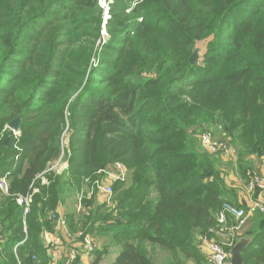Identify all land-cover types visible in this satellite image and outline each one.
<instances>
[{"label": "trees", "instance_id": "obj_1", "mask_svg": "<svg viewBox=\"0 0 264 264\" xmlns=\"http://www.w3.org/2000/svg\"><path fill=\"white\" fill-rule=\"evenodd\" d=\"M107 1L106 20L99 0H0V264H52L51 213L83 191L86 213L64 214L68 228L118 248L114 264H156V251L209 264L199 240L219 231L227 201L249 214L235 243L256 236L244 264H264V212L237 202L224 158L200 146L204 132L221 136L247 180L264 160V0ZM59 159L68 167L49 171ZM117 162L127 180L96 204ZM35 189L24 215L16 199Z\"/></svg>", "mask_w": 264, "mask_h": 264}, {"label": "built area", "instance_id": "obj_2", "mask_svg": "<svg viewBox=\"0 0 264 264\" xmlns=\"http://www.w3.org/2000/svg\"><path fill=\"white\" fill-rule=\"evenodd\" d=\"M107 15V14H106ZM108 18V16H107ZM16 138L21 136V132L14 131ZM200 143L203 149L211 154L220 155L224 159L234 160L237 156V150L230 146L227 142L218 140L209 132H205L200 135ZM68 141L63 140L62 145L67 146ZM62 162V159L57 161ZM56 163V162H55ZM54 166V165H52ZM67 168V167H66ZM54 170V169H53ZM50 171V170H49ZM106 174L107 181L98 184V192L104 196V203L111 206L114 202L111 199L112 188L110 185L111 181L126 182L128 171L126 167L117 162L110 166L108 169L103 171ZM46 173V172H45ZM45 173L40 175L38 179H41L43 184H46ZM248 189L250 192L258 191L260 193L259 200L252 201L250 205V212L259 210L264 212V175H259L257 172L248 170ZM0 192L4 195L10 193V182L7 176L0 180ZM38 190L29 192L26 196H20L16 199L17 204L24 209V215L30 212V207L33 203L34 195ZM85 192L78 194L76 199L75 213L77 216H82L86 213L84 207ZM93 192H89L87 197L90 198ZM249 214L246 209L233 206L230 203H225L222 210L217 215V223L219 225V231L217 233L233 234L237 232L245 224ZM52 219L55 220L54 232L48 234L49 249L48 253L53 254L54 252H62L65 248L64 239L78 241V246L68 247L65 253L64 264H76L80 256H92L100 248L99 242L90 234L79 232L78 234H72L68 228L67 217L60 213H51ZM229 219H233V223L229 224ZM5 241V235L3 226L0 224V250ZM202 243L205 247L204 251L209 264H231L230 249L224 244L214 241L209 237L202 238ZM17 248V247H16Z\"/></svg>", "mask_w": 264, "mask_h": 264}, {"label": "rangeland", "instance_id": "obj_3", "mask_svg": "<svg viewBox=\"0 0 264 264\" xmlns=\"http://www.w3.org/2000/svg\"><path fill=\"white\" fill-rule=\"evenodd\" d=\"M108 1L107 0H99V5L101 6V8L104 9L105 11V19L107 20V15H106V9L108 8ZM105 35L104 31L102 33V35ZM208 42V41H206ZM206 51V43H204V46L200 47V50H199V60H202L203 56H204V53ZM208 132V131H207ZM205 133V132H204ZM209 133H211L213 135V131H210ZM198 136L200 135L197 134ZM216 136V135H215ZM216 139L220 140L221 139V136L217 135L215 137ZM200 146H201V143H200ZM201 148L203 149V147L201 146ZM203 151H205L203 149ZM251 159V158H250ZM257 161H253V166L250 165L248 168L249 170L251 171H254V172H257L259 175H264L262 174L264 172V160L263 159H260V158H256ZM120 163V162H119ZM65 164V163H64ZM64 164H62V162L58 163H53L54 166H50V171H53V172H56L57 174H61L62 171V168L63 166H65ZM122 164V163H121ZM252 164V163H251ZM124 165V164H123ZM220 170L221 172L223 173V177L227 183V185L229 186L230 189H233L234 191H236L237 193V199H242L244 200L245 198L246 199H249V200H253V201H257L259 200V197H260V193L258 191H255V192H250L247 185H248V180L247 179H243L240 174H239V171H238V162H237V156L234 160H229V159H221L220 161ZM125 166V165H124ZM54 169V170H53ZM127 169V168H126ZM128 171V169H127ZM91 192V191H90ZM95 199H101L100 196H102L99 192H95ZM78 197V194L76 195H71V196H67L65 199H77ZM94 197V194L90 197L92 198ZM90 198H87V199H90ZM93 199V198H92ZM245 201V200H244ZM98 203V201H96ZM227 203H230L232 204L233 206H235L236 204L234 203V201H227ZM245 203H243L244 205ZM241 230L237 231V236H238V233L240 232ZM214 236V237H213ZM211 237H209L210 239L214 240V241H217V242H220L222 244H224L228 249H232L234 247V245L236 244L235 243V240H236V235L234 237V235H230V234H222V233H216V235H213ZM94 238L99 242V245H100V250H104L106 251L107 253L105 254V258H104V262L103 264H113V261L114 260V255L115 253L118 252V248L114 249L113 247L109 246L107 248H104L105 247V244L107 243V241L105 239H102V238H98V237H95ZM241 238V237H239ZM238 238V239H239ZM237 239V241H238ZM236 241V242H237ZM235 243V244H234ZM199 245L203 248V250L205 249L203 243L201 240H199ZM206 250V249H205ZM206 252V251H204ZM205 257H206V254H204ZM104 256V255H102ZM101 256V257H102ZM154 256H155V259H156V264H166L167 262V257L165 256V254H162V253H159L158 251H156L154 253ZM98 256L95 255L94 256V259H96ZM94 259H91L92 262L94 261ZM206 259V258H205ZM83 264V263H82ZM190 264V263H189ZM192 264V263H191Z\"/></svg>", "mask_w": 264, "mask_h": 264}, {"label": "crops", "instance_id": "obj_4", "mask_svg": "<svg viewBox=\"0 0 264 264\" xmlns=\"http://www.w3.org/2000/svg\"><path fill=\"white\" fill-rule=\"evenodd\" d=\"M252 160L253 161H257V159L255 157ZM62 164L65 165L62 168V171H64L66 169V167H68V164L65 161H62ZM262 174H264V172ZM100 198L101 199H95V200L98 201V203L101 204V203H103V201L105 199H104V196H100ZM244 200L237 199V202L239 204L245 203L244 205L249 208L253 200L251 201V200L246 199V198ZM95 203L97 204V202H95ZM75 206H76V199H70V200L69 199L68 200L67 199H63V204L59 208L58 212H60L62 214H66V215L72 214V213L75 214ZM64 241H65L64 244H66L70 248L73 247V246H78V244H79L78 241H72V240H67V239H64ZM66 245H65V248H64V250L62 252L58 253V251H57V252H54L53 254L52 253L50 254L51 258L54 261L52 264H64L65 253H66V250H67V246ZM117 255H118V252L115 253L114 255H112V256H114V260L113 261L116 260ZM94 256H95V254L90 256V257L82 255L78 259V262H79V264H82V263L83 264H94V262H95ZM105 256L106 255L102 256L100 261H99V263H97V264H103ZM91 259H94V261L92 262ZM113 264H114V262H113Z\"/></svg>", "mask_w": 264, "mask_h": 264}, {"label": "water", "instance_id": "obj_5", "mask_svg": "<svg viewBox=\"0 0 264 264\" xmlns=\"http://www.w3.org/2000/svg\"><path fill=\"white\" fill-rule=\"evenodd\" d=\"M198 60V52H195L192 57L190 58V62L192 65H195ZM21 118L18 117L17 119L13 120L11 123L8 124V129L12 132L20 131L21 130ZM255 235H245L238 239L234 247L230 250L231 256V264H244V259L242 254L247 250L249 245L254 241Z\"/></svg>", "mask_w": 264, "mask_h": 264}]
</instances>
